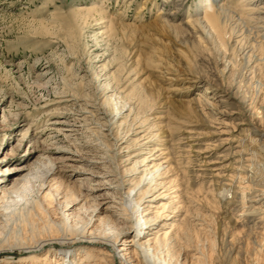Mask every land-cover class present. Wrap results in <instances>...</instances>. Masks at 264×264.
<instances>
[{
	"label": "rangeland",
	"instance_id": "rangeland-1",
	"mask_svg": "<svg viewBox=\"0 0 264 264\" xmlns=\"http://www.w3.org/2000/svg\"><path fill=\"white\" fill-rule=\"evenodd\" d=\"M95 1L111 17L123 8L120 21L134 27L98 35L96 22L73 15ZM181 1L175 22L202 16L207 4ZM243 1V10L261 13H226L222 35L208 28L197 35L158 24L180 0H0V154L14 152L21 159L20 135L10 136L22 119L38 118L41 99L65 93L92 101L103 111L124 115L114 121L91 117L85 125L86 138L105 148L122 180L130 166L124 164L127 148L136 153L139 136L164 131L161 140L171 165L167 178L175 180L180 197L171 205V199L164 201L167 217L153 238L167 244L179 264L264 263L257 246L263 213L253 212V204L243 200L233 206L216 201L224 177L235 173L231 166L239 167L250 184L248 196L264 198V30L248 19L264 14V0ZM39 66H48L54 78L45 87L37 79ZM107 90L113 96L106 100ZM132 129L141 131L138 137ZM36 192V187L29 189L23 206L28 211L18 212L20 234L8 239L0 234L6 245L43 238L50 234L45 225L52 219L65 230L84 223L69 227L49 197L41 214ZM173 206L179 207L175 214ZM248 218L257 223L248 224Z\"/></svg>",
	"mask_w": 264,
	"mask_h": 264
},
{
	"label": "bare ground",
	"instance_id": "bare-ground-1",
	"mask_svg": "<svg viewBox=\"0 0 264 264\" xmlns=\"http://www.w3.org/2000/svg\"><path fill=\"white\" fill-rule=\"evenodd\" d=\"M206 1L202 16L197 13L187 21L175 22L176 15L184 4L180 0L175 12L158 19V24L185 33H196L200 28L207 32L208 28L217 35H222L226 13H261L258 10H243L242 5L246 3L243 0L236 7L233 6L234 0ZM255 1L258 0H248L247 3ZM261 8L264 10V6L260 10ZM122 13L123 8L117 13V18L111 17L95 1L76 9L72 14L76 17L87 16L89 20L96 22V29H100L97 34L104 35L119 27H134L120 21ZM248 19L260 25L258 30H264V14ZM38 71L37 79L42 86L45 87L54 79L48 66H39ZM111 96L113 95L108 90L104 93L106 100ZM41 100L37 108L40 110L38 118L26 121L27 123L22 119L15 124V130L10 136L12 139L20 135L18 145L21 159H17L14 152L0 154V234H4L7 239L10 234H20L18 222L21 221V216L18 212L28 211L23 206L27 204L26 201L31 196L29 189L33 187H36V200L41 214H46L44 201L49 197V204L54 205L57 215L69 227L78 221L84 223L74 230H65L55 225L52 219L49 225H45L50 234L33 242L6 245L7 239H1L0 264H179L169 252L168 245L157 243L153 238L160 232L156 230L157 226L167 217L163 216L168 209L164 201L171 199L168 202L171 205L179 202L180 197L178 189L172 185L175 180L167 178L171 165L166 152L168 148L165 141L161 140L164 131L156 130L155 133L138 137L141 131L132 129V134L139 140L135 147L138 151L128 152L130 149L127 148L124 164L130 166L128 172H123L122 180L116 164L109 158L105 148L87 139L85 129L90 121L88 118L114 121L124 116L123 114L108 113L92 101L76 99L65 93H55L52 100ZM195 100L197 99H190L192 102ZM23 125H26L25 128L19 132ZM255 135L263 136V133ZM160 146L163 148L158 149ZM30 158L32 160L29 161ZM47 164L49 167H46ZM231 170L235 173L224 177L225 184H221L216 195L217 203L233 206L243 200V204H253V212L263 213L260 221L263 224L261 231L264 232V198L258 193L248 196L250 184L246 183L240 168L231 166ZM131 184L133 185L130 186ZM63 185L66 186L65 190L56 189H61ZM177 209L179 207L173 206L172 213H177ZM157 215L160 216L156 217ZM246 220L248 224L257 223L251 218ZM229 222L234 223L232 219ZM170 227L173 228V225ZM262 234L257 239L261 252L264 251V233Z\"/></svg>",
	"mask_w": 264,
	"mask_h": 264
}]
</instances>
